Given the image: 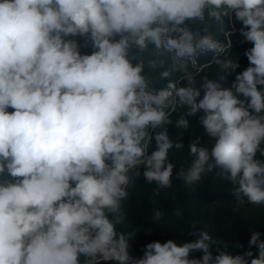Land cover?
<instances>
[{"label": "clouds", "instance_id": "9594fccd", "mask_svg": "<svg viewBox=\"0 0 264 264\" xmlns=\"http://www.w3.org/2000/svg\"><path fill=\"white\" fill-rule=\"evenodd\" d=\"M213 23L252 45L230 86L240 64ZM146 53L165 87L145 72ZM208 53L214 79L196 68ZM195 117L215 142L209 151L197 136L195 159L176 170L169 152L184 144L168 126L187 130ZM262 144L264 0H0V264H264L260 231L249 250L220 242L213 255L212 235L192 223L195 239L153 241L137 258L133 233L118 230L141 175L156 186L152 204L174 179L194 189L213 174L236 208L264 207Z\"/></svg>", "mask_w": 264, "mask_h": 264}, {"label": "trees", "instance_id": "16d2710c", "mask_svg": "<svg viewBox=\"0 0 264 264\" xmlns=\"http://www.w3.org/2000/svg\"><path fill=\"white\" fill-rule=\"evenodd\" d=\"M193 27L202 28L203 26L196 23L193 24ZM236 28H240L239 22H236ZM209 30L213 33L214 37L222 43L227 44L229 40L233 41V48L228 49L226 55L230 58L237 59L240 64V68H238L236 72L227 74L225 86H230L235 78V75L248 66V61L244 56V52L252 45L249 43H238V41L242 39V37L239 36L238 32L235 35L231 36L220 34L219 26L215 23L212 24V27ZM91 50V47L87 49L88 52H91ZM151 58L152 57L150 56V54H145V72L152 77L153 83H155V88L159 89L165 87L167 81L159 79L158 75L154 76L153 74L162 71V69L158 68L156 70H151L147 67V61ZM211 59L212 53L200 56L198 58L199 64L196 68L201 69V76L208 75L210 79H214L216 77L218 67L214 64L210 67L206 66L209 65ZM165 67H170V62L166 63ZM196 68H192L191 70L195 72ZM177 75L179 76V73H173L172 76L169 77V79L175 80L178 77ZM201 76L197 77V81L200 80ZM202 95L203 93L201 94V96ZM186 110L187 109L185 108L183 111ZM181 111L182 110L178 108L177 111L173 113V121L179 118ZM168 129L169 135L171 136L173 141H177L182 138V143L184 144V148L179 150L173 148L169 152V159L176 164V170H178L181 165L187 168L188 166H190L192 160L195 159V157L188 155V144L197 136H201V144L208 147L209 151H211V147L215 142L213 139L204 134L203 128L199 125L198 117L190 119V127L187 130L176 128L174 123L172 125H169ZM261 146L264 147V144H262ZM153 150H155L154 140L149 148V153ZM142 172L143 168H141V173ZM181 183V181L174 179L172 187L169 189L161 190L160 195L155 198L156 203L152 204L150 203V201L153 199V189L156 186L155 184L146 183L143 179V176L141 175V177L136 181L135 185L129 188L130 196L129 199L124 202L122 209L125 215V220L121 225H118V230L135 234L141 228H146L149 226L155 227L159 223L168 219H174L175 221L184 219V222H176L175 224L170 226V235L174 238L184 236V238L191 239V224L199 213H197L196 210L199 211V209L202 207L211 206L214 203H218L223 200H229L231 201V205H235V202L231 195V185L227 182H222L218 179H215L213 174H208L200 184L194 186V189L189 188L188 186H182ZM227 205H224L222 207L224 209H218V211L214 213L211 212L209 214V222L211 223L210 227H206L205 225L200 223L198 228L208 231L210 235H212L213 240L217 243H214L212 245L211 250L213 255L218 254V250H224V246L223 244H219L220 242L228 243L229 248L227 250L232 254H241L244 251L249 250L248 241L251 236V231H260L262 234H264V223L253 217L246 219L243 217L242 213H237L229 208H225ZM248 205L251 204L246 203L243 206ZM154 209H159L164 212V216L161 220L156 221L153 219ZM175 209L182 210V216H175L173 214ZM194 209L196 214L194 213ZM227 221H229L228 224ZM175 228L187 230L188 233L184 235H178L174 231ZM192 239L195 238L193 237ZM261 239H264V235L261 236ZM237 244H242L243 248L236 247ZM251 250L254 252V254H257V250L254 246ZM142 255L143 254H140L136 257L138 258ZM192 255L194 258H199L202 253L196 252ZM104 264L115 263L104 262Z\"/></svg>", "mask_w": 264, "mask_h": 264}, {"label": "rangeland", "instance_id": "374dc122", "mask_svg": "<svg viewBox=\"0 0 264 264\" xmlns=\"http://www.w3.org/2000/svg\"><path fill=\"white\" fill-rule=\"evenodd\" d=\"M220 34L225 35L224 32H221V31H220ZM198 61L199 60H197L196 67H198V64H199ZM153 74L154 76H157V75L159 76V72L153 73ZM224 205H227L225 208H229L232 211L237 212V213H242L243 217L246 219L253 217V218L260 220V222L264 223V207L248 205V206H241L239 208H236L235 205H231V201L229 200H223L218 203H214L211 206L202 207L199 209V211L196 210V212L197 213L199 212V213H198V216H196V218L194 219V221H192V223H195L197 229L199 228L200 223L205 225L206 227H210L211 223L209 222L210 221L209 214L211 212L214 213L218 211V209L220 210L224 209L222 208ZM194 213H195V209H194ZM176 222H184V219L180 221H175L174 219H168L166 221L159 223L155 227L149 226L146 228L139 229L137 233L133 234L132 241L130 242L131 243L130 254L135 257L140 254H143L144 247L148 243L153 242V241H160L163 243V242H166L168 239H174L177 241L190 240L189 238H184V236L174 238L173 236L170 235V231H169L170 226L175 224ZM228 223L229 221H227V224ZM174 231L178 235H184L188 233L187 230L178 229V228H175ZM192 238L193 237H191V239Z\"/></svg>", "mask_w": 264, "mask_h": 264}]
</instances>
